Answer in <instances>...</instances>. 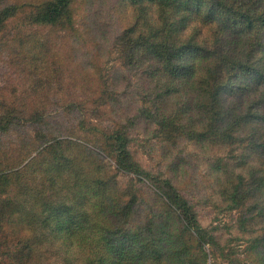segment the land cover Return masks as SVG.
<instances>
[{"label": "trees", "instance_id": "obj_1", "mask_svg": "<svg viewBox=\"0 0 264 264\" xmlns=\"http://www.w3.org/2000/svg\"><path fill=\"white\" fill-rule=\"evenodd\" d=\"M127 1L134 7L136 17L118 37L126 51L124 65L128 69L153 61L159 79L155 89L162 93L163 100H171L180 92L186 97L184 102H177L178 106L184 105L177 112H164L166 105L160 103L153 113L158 125L189 140H208L230 149H254L259 166L254 185L261 189L264 186V0ZM72 2L44 0L30 15L31 20L45 25L62 23L67 32H76ZM27 6L25 1L7 3L0 13V24L25 13ZM114 72L113 89L122 91L119 95L122 99L127 98L128 88L137 84L131 77L120 79V72H127L123 67ZM141 77L139 74L138 80L146 84L143 88L154 89L155 83L148 81L149 73L143 74L144 81ZM113 89H109L110 94L115 92ZM133 106L144 115L140 101L133 102ZM113 108L127 114L129 104L123 107V102L116 99ZM126 114L121 115L125 120ZM196 114L200 116L197 118ZM118 120L124 122L120 117ZM80 123V131L87 134L103 131L100 125L86 120L85 113ZM126 130L123 123L110 133L102 132L108 149L82 146L77 153L75 147L41 150L37 158L48 150H55L54 158L66 159L67 152L73 156L75 166H65L61 163L63 159H58L41 171L43 195L61 184L62 190L56 193L63 197L56 203L39 200L36 193L40 189L24 179L27 173L32 176L38 173L30 169L37 158L15 171L0 169V192L5 196L0 199V245L7 242L9 227L21 225L28 248L39 237L40 242H55V238L64 237L67 244L80 239L93 248L94 264H213L208 263L207 244L215 243L214 236L201 224L172 177L151 175L134 159ZM65 140L57 139L58 146L69 141ZM72 145L68 143L67 147ZM108 157L114 160V169L99 162L101 159L105 162ZM90 163L94 166L90 168L94 180L85 170ZM120 174L132 176L122 187H118ZM24 180H28L25 185ZM146 187L150 192L148 198L141 194V189ZM122 188L125 190L121 191ZM146 207L148 213L144 212ZM94 211L104 213L109 225L99 220L94 222L97 217H93ZM36 226L40 234L33 238L31 230ZM15 254L9 249L2 258L8 264L31 263L29 254L24 257L19 252Z\"/></svg>", "mask_w": 264, "mask_h": 264}, {"label": "rangeland", "instance_id": "obj_2", "mask_svg": "<svg viewBox=\"0 0 264 264\" xmlns=\"http://www.w3.org/2000/svg\"><path fill=\"white\" fill-rule=\"evenodd\" d=\"M22 1L28 5L26 12L0 24V169L10 172L25 168L42 149L75 147L76 153L82 146L108 149L102 132L110 133L125 123L134 159L151 175L172 177L201 224L214 236L215 243L207 244L208 263L264 264V186L260 189L258 184L254 185L259 172L257 153L254 149L225 148L208 140L193 141L185 135L178 137L176 131L158 125L153 113L160 103L166 105L164 112H177L184 108L177 102H184L186 97L180 92L171 100H163L162 93L155 89L159 79L153 61L128 69L124 65L126 51L118 37L125 25L135 21L134 7L127 0H73L77 31L67 32L62 23L45 25L31 20L30 15L44 0H0V13L7 3ZM118 67L127 70L120 72V79L131 77L137 84L128 88L124 99L119 97L122 91L112 86ZM146 73L150 74L148 81L155 83L154 89L143 88L145 82L138 80L139 74L143 77ZM109 89L115 92L110 94ZM116 99L123 102V107L129 104L127 114L113 108ZM139 101L144 115L133 106V102ZM82 113L91 124L103 127V131L89 134L80 131ZM200 114H196L197 118ZM134 115L138 118L134 119ZM129 117L132 119L128 120ZM60 138L69 141L58 146ZM68 143L73 145L67 147ZM49 151L29 167L38 173L34 176L27 173L24 179L40 189L36 193L39 200L56 203L63 197L56 193L62 190L61 184L43 195L41 171L58 159H63L61 163L65 166L75 165L70 152L65 159L54 158L55 150ZM99 162L114 169L111 157ZM91 167L94 168L90 163L85 170L94 180ZM130 177L120 174L118 187L128 184ZM28 180L22 183L25 185ZM147 189H141L145 198L150 193ZM1 198L5 196L0 192ZM144 212H149L147 207ZM92 215H97L94 222L109 225L104 213L94 211ZM20 228L21 225H16L7 229V242L0 245V264H8L2 257H6L9 249L22 257L29 254L30 264H94L93 248L78 239L79 235L74 244H67L64 237L55 238V242H40L39 237L28 248ZM32 232L33 238L39 236V227L32 228Z\"/></svg>", "mask_w": 264, "mask_h": 264}]
</instances>
